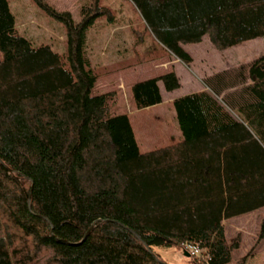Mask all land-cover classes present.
Wrapping results in <instances>:
<instances>
[{"label": "trees", "instance_id": "16d2710c", "mask_svg": "<svg viewBox=\"0 0 264 264\" xmlns=\"http://www.w3.org/2000/svg\"><path fill=\"white\" fill-rule=\"evenodd\" d=\"M33 1L64 25L66 51L35 45L0 0V264H166L154 247L172 245L198 246L199 264L231 263L241 240L226 221L264 208V56L176 98L183 140L143 153L130 114L112 111L117 92L94 94L88 32L114 21L111 8L92 0L76 23ZM130 1L186 64L183 44L264 36V0ZM161 85L182 86L176 71L137 82L136 109L162 104Z\"/></svg>", "mask_w": 264, "mask_h": 264}, {"label": "rangeland", "instance_id": "374dc122", "mask_svg": "<svg viewBox=\"0 0 264 264\" xmlns=\"http://www.w3.org/2000/svg\"><path fill=\"white\" fill-rule=\"evenodd\" d=\"M44 1L58 11H70L77 23L81 20V7L92 2V0ZM102 4L111 8L114 21L100 19L88 32V55L99 73L94 94L106 93V90L117 86L113 74L129 68L125 72V85H122L121 90H113L117 92L118 102L112 111L130 114L141 151L145 153L182 141L183 135L173 103L167 99L168 102L165 101L162 105L137 110L131 94V83L136 78L129 76L132 67L139 64H146L141 65L143 68L136 69L140 77L142 73L144 76L158 74L161 71H156L152 64L147 63L168 57L172 61L177 58L155 42L146 28L142 15L130 0H102ZM10 5L16 16V26L22 34L35 45L49 44L55 51L65 53L66 29L61 22L50 17L33 0H11ZM183 48L190 53L193 60L189 64L180 60L176 62L175 70L182 86L173 94H167L166 98L170 95L182 96L197 88H209L206 82L212 83L223 76L226 77L241 65L264 56V36L226 50L217 49L209 37H205L199 43L183 44ZM140 60L143 62H139ZM126 62L128 66L123 68L118 66ZM233 84H240V80L230 85L234 86ZM220 96L225 95L220 92ZM263 218L264 208L226 221L229 240L237 238L241 240V249L235 253L234 260L229 264H264V238L258 240ZM253 246L256 247L253 254L242 262ZM154 251L166 264H199L195 262L196 257L191 256L182 246H156ZM185 253H189L190 256Z\"/></svg>", "mask_w": 264, "mask_h": 264}, {"label": "crops", "instance_id": "0c3cea01", "mask_svg": "<svg viewBox=\"0 0 264 264\" xmlns=\"http://www.w3.org/2000/svg\"><path fill=\"white\" fill-rule=\"evenodd\" d=\"M75 20V19H74ZM75 22L77 23V21L75 20ZM79 22V21H78ZM177 61H179V59H174L173 61L168 57V58H165V59H160V60H156V61H152V62H150V63H147V64H152L153 65V67H155L156 68V71L157 70H160L161 72L160 73H158V74H155V75H148V76H144L143 75V73L141 74V77L139 76V73L137 72V70L136 69H141V68H143V66H145L144 64H139L138 66H136V67H132V71H131V73H130V75L129 76H131V77H134V78H136V79H134V81L131 83L132 85L133 84H135V83H137V82H140V81H143V80H146V79H150V78H155V77H159V76H161V75H164L165 73H168V72H171V71H176L175 69H176V62ZM141 65H143V66H141ZM154 68V69H155ZM127 69H129V68H127ZM126 69V70H127ZM131 69V68H130ZM126 70H122V71H120V72H118V73H115V74H113L114 76H115V80H117V82L115 83V85H117V86H115V87H112V89L111 90H106V93H108V92H111V91H113V90H121L122 89V85L124 84L125 85V72H126ZM141 73V72H140ZM144 77H146V78H144ZM131 78H129V80H130ZM142 79V80H141ZM133 80V79H132ZM130 84V85H131ZM111 86L113 85V84H110ZM131 85V86H132ZM96 86H97V83H96ZM96 86H95V88H96ZM95 88H94V92H95ZM205 87H203V88H197L196 90H191V92H189V93H193V92H196V91H200V90H203ZM161 91H162V95H163V98H164V101H163V103L165 102V101H167V99H168V101L170 102V103H173V101L176 99V98H178V97H181V96H175V95H170L169 96V98H166V95L167 94H173V92H167L166 90H165V88H164V86L163 85H161ZM189 93H186V94H184V95H187V94H189ZM96 94H103V93H96ZM184 95H182V96H184ZM167 101V102H168ZM162 103V104H163ZM162 104H159V105H162Z\"/></svg>", "mask_w": 264, "mask_h": 264}, {"label": "built area", "instance_id": "2783aa9c", "mask_svg": "<svg viewBox=\"0 0 264 264\" xmlns=\"http://www.w3.org/2000/svg\"><path fill=\"white\" fill-rule=\"evenodd\" d=\"M187 250L191 255L197 256V255L201 254V249L195 245H189Z\"/></svg>", "mask_w": 264, "mask_h": 264}, {"label": "water", "instance_id": "95a60500", "mask_svg": "<svg viewBox=\"0 0 264 264\" xmlns=\"http://www.w3.org/2000/svg\"><path fill=\"white\" fill-rule=\"evenodd\" d=\"M169 243H172L171 241L169 242ZM187 256H190V254L189 253H185Z\"/></svg>", "mask_w": 264, "mask_h": 264}]
</instances>
